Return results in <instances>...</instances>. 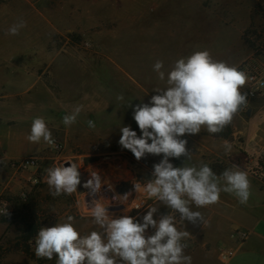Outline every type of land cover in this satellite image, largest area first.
<instances>
[{
	"label": "rangeland",
	"instance_id": "rangeland-1",
	"mask_svg": "<svg viewBox=\"0 0 264 264\" xmlns=\"http://www.w3.org/2000/svg\"><path fill=\"white\" fill-rule=\"evenodd\" d=\"M82 1L84 0H0V65L15 69L24 64L25 68L31 69L38 40H42L45 57L50 51L53 52V48L59 49L63 45L74 53L79 51L88 55L96 54L104 64V70L98 76V81L103 86L102 93L72 92L76 89L72 73H61L49 78L45 72L40 75L39 81L32 84L36 77L29 75L23 78L31 84L30 89L24 93L25 97L23 94H16L17 86L22 80L16 76H10L7 84L0 87V93L7 96L6 99L4 97L6 103L33 100L47 105L52 99L51 93L47 92L48 89L55 90V119L54 123H48L47 127L60 145L59 150L53 151L50 145L41 141V150L21 157H36V167L26 169L19 167L16 162L21 158L5 161L16 175L22 173L29 175L28 181L30 183L32 181V184L19 188L16 186L12 190L0 193V202L4 203L9 211L5 215L0 214V264L9 254L11 255L12 247L22 243L29 247V250L35 246L34 241H26L25 238L33 228L38 233L41 227H52L58 222H66L68 215L75 217L74 227L80 233L99 231L98 227L91 223L90 216H80L76 212L78 203L87 191L83 183L90 178V171L98 172L102 181L113 183L116 191L122 190L117 184L118 181L122 182L130 176L141 180L151 179L153 165L160 162L163 154H146L144 158L137 160L130 150L122 148L119 144L122 135L120 129L129 126L138 137L142 135L133 119L134 107L141 102L149 103L151 97L158 94L154 89L165 87V83L158 79L157 73L153 70L154 63L162 60L164 64H170L186 57L183 48L193 40L189 36L193 32L195 8H208L210 3V0H196V3L187 5V0L169 1L170 4L178 6L183 11L178 9V12L184 13L189 21L188 29L182 32L183 40L171 43L174 45L172 49L178 53L175 59L171 53L165 54L161 50L146 54L137 45L130 51L131 53L120 52L123 43L133 38V30L130 28L132 22L128 21L124 14L106 12L105 9L99 8H96V11L92 9L95 5L86 2L84 5ZM234 2L235 0H232L235 7ZM249 17L250 22L241 31V38L245 45L251 43L255 49H251L252 55L245 62L253 63L250 61L253 59L255 63L264 66V0H257ZM21 20L26 26L19 34H7V29ZM117 25L120 27H116ZM138 32L139 35L142 34V31ZM160 47L164 46L161 44ZM244 90L245 86L241 91ZM119 94H123V101L116 99ZM247 100V107L234 117L233 122L223 132L210 134L202 129L198 134H185L181 137L187 140L186 148L193 155L191 161H187V157L184 156L179 159L170 158L174 167H182L185 163L199 165L201 161L208 165L214 163L216 159L208 146L211 141L214 139L217 141L221 136L232 138L234 144H243V120L256 118L259 122H264V95L247 97ZM78 101L84 103L86 110L81 111L76 123L65 126L62 123L63 116L69 114L71 106ZM43 114L48 115L47 110H44ZM89 120L95 123L94 128L88 127ZM45 121L47 123V120ZM22 124L23 122L16 118L0 119V130L13 128L21 131ZM263 161L264 159H261V164ZM64 162L77 164L81 173V185H78L77 192L72 195L61 194L53 197L46 183L44 169L53 165L59 166ZM261 168L264 169V164ZM252 170L257 174L262 171L260 168Z\"/></svg>",
	"mask_w": 264,
	"mask_h": 264
},
{
	"label": "clouds",
	"instance_id": "clouds-1",
	"mask_svg": "<svg viewBox=\"0 0 264 264\" xmlns=\"http://www.w3.org/2000/svg\"><path fill=\"white\" fill-rule=\"evenodd\" d=\"M26 24L23 20L14 23L7 34L18 35ZM164 62L157 60L153 70L158 79L165 82V87L154 89L149 103L135 105L133 119L142 135L121 127L119 144L130 150L137 160L146 154L160 155L163 158L153 165L151 179L144 184L134 183L137 199L128 204L131 192L123 195L114 194L112 201L127 205L123 215L114 218L109 213V201L101 196V176L90 171V178L83 183L90 201L85 205L91 217V223L99 231L81 235L74 227L75 217L68 215L66 222H58L52 227H41L34 238V254L37 258L51 260L54 255L56 264H192L191 256L185 255L186 240L190 233L177 227V215L183 225L187 220L192 224L204 223V218L196 208L215 204L220 193L233 194L241 204H246L250 197V181L247 172L232 165L217 175L212 168L200 162L199 165L185 163L174 167L170 158L184 156L191 161L192 153L186 148L185 134H198L205 129L210 134L221 133L229 126L234 117L247 105V92H242L248 74L236 65L216 60L209 50H197L187 57L177 59L167 72ZM123 101V94L117 95ZM130 106V103H129ZM83 110V105H76L69 114L62 118L65 126L76 123ZM89 128L95 123L87 121ZM27 140L33 144L41 141L55 145L51 131L44 117H35L32 121ZM149 140L151 141L149 143ZM223 156L232 152V144L225 140L222 145ZM44 169L46 183L53 197L61 194L72 195L81 185V173L76 163L68 162ZM108 185L107 190H111ZM100 196L101 198L97 199ZM141 196L155 199L167 206L171 212L154 219L157 206H149L142 223L127 215L132 208H140L135 203ZM5 214L7 210L5 209ZM151 227L154 234L146 236Z\"/></svg>",
	"mask_w": 264,
	"mask_h": 264
},
{
	"label": "crops",
	"instance_id": "crops-1",
	"mask_svg": "<svg viewBox=\"0 0 264 264\" xmlns=\"http://www.w3.org/2000/svg\"><path fill=\"white\" fill-rule=\"evenodd\" d=\"M256 2L257 0H235L236 6L234 7L232 0H221V2L210 0L208 8H195L193 32L189 36L193 40L185 45L183 51L189 56L194 51L207 49L216 60L226 61L236 66L245 62L251 57L252 50L242 40L241 31L249 24V14ZM36 42L38 48L34 54L31 69L25 68L24 64L15 69L0 65V87L7 84L10 76H16L22 79L17 86L16 94L24 96L31 84L39 81L40 75L45 72L49 78L61 73H72L74 87H76L72 92L102 93L103 86L98 81V76L103 72L104 64L98 55H88L79 51L74 53L69 47L67 49L62 45L59 49L53 48V52L50 51L45 57L42 40ZM29 75L36 77L31 84L23 80ZM47 92L52 95L47 105L33 100L6 103L4 97L6 99L7 96L0 93V119L11 118L13 120L16 118L23 122L21 131L13 128L10 130L1 128L0 130V193L12 190L16 186L19 188L32 184V181L31 183L28 181L29 175L25 173L16 175L8 168L5 161L11 158H21L41 150L42 142L33 144L27 140V136L30 134L31 124L35 117L46 118L47 124L54 123L55 90L48 89ZM76 105H83V110H86L81 101L76 102L71 109ZM97 106L96 104L95 108ZM44 110H47L48 115L43 114ZM225 140L233 146L229 156L222 155V145ZM211 142L208 147L216 159L210 164L214 166L213 172L220 175L227 167L239 166L248 174L251 194L246 204L239 203L233 194L221 192L220 199L215 204L201 208L193 205L192 210L199 211L205 222L192 224L185 220L183 225L180 222L177 223L178 229L190 233L189 237L182 241L188 245L184 254L191 256L192 264H264V169L261 168L264 164V161L261 164V159H264V122H259L256 118L243 120V144H234L232 138L228 139L225 136ZM253 168H260L262 171L258 174L254 173ZM150 206H157L158 210L154 214V219L157 220L171 212L161 202L152 203ZM148 207L143 211L133 212L129 216L142 223V217L147 214ZM174 215L179 214L174 213ZM154 231L149 227L146 236L154 234ZM236 231L245 232L246 238L241 242L235 241ZM36 235L37 233H33L31 236H26V241H34ZM34 247L28 250L29 247H25L22 243L12 247L11 255L9 254L4 262L2 260L1 264H56L58 258L56 255L51 260L37 258L34 254ZM224 248L232 250L233 254L223 261L219 257V250Z\"/></svg>",
	"mask_w": 264,
	"mask_h": 264
},
{
	"label": "built area",
	"instance_id": "built-area-1",
	"mask_svg": "<svg viewBox=\"0 0 264 264\" xmlns=\"http://www.w3.org/2000/svg\"><path fill=\"white\" fill-rule=\"evenodd\" d=\"M171 0H84L82 1L84 5L88 3L89 5H95L92 9L96 10V8L106 10V12H115L126 15L125 18L130 20L133 38L126 40L123 43L122 47L119 51L130 52L134 46H138L142 48L146 54H150L152 51L161 50L165 54L171 53L173 58H177L178 53L172 49L174 45L171 43H175L177 41L183 40V31L188 29L189 21L185 17L184 13L180 14L178 6L174 3L170 4ZM86 2V3H85ZM187 5H192L196 3V0H187ZM98 4L99 6H97ZM92 7V6H91ZM185 7V6H184ZM190 7V6H189ZM97 11V10H96ZM180 11H182L180 9ZM183 12V11H182ZM128 14H131L129 17ZM176 15V16H175ZM116 27H120L117 25ZM138 30L142 31V34L139 35ZM180 35L178 36V34ZM136 35V36H134ZM164 47H160V45ZM173 50V51H171ZM177 50V49H175ZM179 50V49H178ZM131 53V52H130ZM253 63L242 62L237 67L240 70L245 71L249 80L247 81L245 87L246 90L243 92H247V97H258L264 95V66L255 63L253 59L250 60ZM173 63H165L164 69L166 72L171 69ZM160 83V82H159ZM165 83V82H164ZM55 140V139H54ZM53 151L59 150L60 145L55 140V145L50 146ZM16 164L23 168H32L36 167L37 160L36 157L30 156L26 158L19 159ZM34 182H36L34 180ZM140 182L144 184L147 180H141L134 176H130L126 180L118 181V185L122 188L121 191H116L113 183H107L102 185L101 196L108 200L109 206L108 211L114 216L120 217L125 214L124 209L127 205L119 204L117 202L112 201V197L114 194L123 195L127 192H131V196H129L128 204L132 206V202L137 199L138 194L134 190V183ZM111 185V190L108 189V185ZM88 191V190H87ZM87 191L83 194L78 206L76 207V212L80 216H90L88 214V209L85 205V201L89 202L90 197L85 195ZM101 198L100 196L97 199ZM157 202L154 198L149 200L146 196H141L135 203H139L141 205L140 208H132L127 212V215L132 214L133 212H140L150 206L152 203ZM8 211L6 205L0 202V214L5 215V211ZM179 215H177V223H179ZM246 238V233L243 231H236L234 234V240L237 242H241ZM233 254L232 250L224 248L219 250V257L221 260H226Z\"/></svg>",
	"mask_w": 264,
	"mask_h": 264
},
{
	"label": "trees",
	"instance_id": "trees-1",
	"mask_svg": "<svg viewBox=\"0 0 264 264\" xmlns=\"http://www.w3.org/2000/svg\"><path fill=\"white\" fill-rule=\"evenodd\" d=\"M248 47L251 48L252 50L255 49V48H254V45L251 44V43H248ZM209 166H210V165H209ZM210 167H211L212 170L214 171V166L211 165ZM216 172H218V171H216ZM33 233H36V229H34V228H33L32 232L28 234V236H31V234H33Z\"/></svg>",
	"mask_w": 264,
	"mask_h": 264
},
{
	"label": "water",
	"instance_id": "water-1",
	"mask_svg": "<svg viewBox=\"0 0 264 264\" xmlns=\"http://www.w3.org/2000/svg\"><path fill=\"white\" fill-rule=\"evenodd\" d=\"M63 164H65V166H69V163L68 162H64Z\"/></svg>",
	"mask_w": 264,
	"mask_h": 264
}]
</instances>
